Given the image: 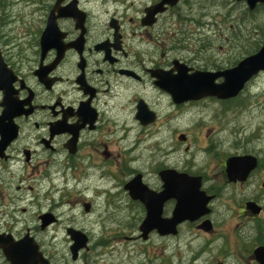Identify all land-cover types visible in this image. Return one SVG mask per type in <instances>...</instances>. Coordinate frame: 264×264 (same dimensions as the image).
Masks as SVG:
<instances>
[{"label":"flooded vegetation","instance_id":"1","mask_svg":"<svg viewBox=\"0 0 264 264\" xmlns=\"http://www.w3.org/2000/svg\"><path fill=\"white\" fill-rule=\"evenodd\" d=\"M160 1H39L37 29L0 37V264H258L264 125L229 122L230 141L221 143L212 135L222 127L210 126L202 139L196 133L243 109V92L264 72L226 100L177 104L164 89L181 73L231 69L264 40L237 53V41L231 47L232 38L219 37L237 58L213 63L205 56L209 23L191 16L198 5L207 17L209 0H179L153 15ZM48 20L54 30L43 51ZM210 104L219 115H193ZM244 157H254L255 168L230 180L227 162ZM194 184L207 213L175 223L178 194ZM228 189L243 200L223 217L216 209L232 200ZM148 217L157 226L146 231Z\"/></svg>","mask_w":264,"mask_h":264},{"label":"rangeland","instance_id":"2","mask_svg":"<svg viewBox=\"0 0 264 264\" xmlns=\"http://www.w3.org/2000/svg\"><path fill=\"white\" fill-rule=\"evenodd\" d=\"M45 3L47 0H0V17H3L0 21V37H16L22 36V29L24 25L29 26V28L39 26V13L36 11L38 9V2ZM203 15L207 14V17H200V7L194 5L192 8V18L194 22L201 23L208 22L209 28L206 29L205 35L210 38L212 53H207L206 58L209 57V60L213 63L223 62L225 64L232 63L237 56L226 51L227 41L219 40L218 38H232L230 46H236L235 41H237L240 50L237 53H245V50L251 48V42H262L264 40V8L258 7L253 12H249L243 1L237 2L236 0H209V2L203 5L202 8ZM23 22V23H22ZM25 23V24H24ZM191 27L188 29L193 32L196 31V26L191 24ZM186 27L185 30H186ZM187 31V30H186ZM189 32V31H188ZM190 44L194 47L197 46L199 42L190 41ZM222 47V50L220 49ZM235 51V49L233 48ZM264 89V76L257 79L252 83L244 92L243 98L245 107L240 111L235 113L231 112L225 115V121H220V123H210L205 124L203 129L200 130V133H196L199 139H202L205 136V133L209 132V127H213L215 130L222 127V130L216 134L212 135L216 140V143H221L224 140L230 141L232 127L235 122H243L244 118H252L251 124L261 122L259 125H264V96L262 92ZM248 107V108H246ZM246 108V109H245ZM198 114V117H203L204 122L207 118L212 117L217 114L216 107L214 104H210L202 109H196L193 113ZM234 117L236 121H234ZM231 122L233 125H228ZM244 126L247 127L246 124ZM264 133V129L260 136ZM259 191H262L259 188ZM263 192V191H262ZM227 195L231 197L232 200L224 198L222 204L216 209V213H223L224 215L237 210V204L240 203V196L236 195V190L228 189L226 191ZM228 197V196H227ZM224 210H223V209ZM226 208V209H225ZM230 208L229 210H227ZM220 218V217H219ZM227 222V219H225ZM231 225L236 223L235 220L228 221Z\"/></svg>","mask_w":264,"mask_h":264},{"label":"water","instance_id":"3","mask_svg":"<svg viewBox=\"0 0 264 264\" xmlns=\"http://www.w3.org/2000/svg\"><path fill=\"white\" fill-rule=\"evenodd\" d=\"M244 1L249 10H253L258 4L264 5V0ZM177 2L178 0H161L160 3L152 7L149 12L154 15V13L162 12L164 10V5L173 7ZM58 13L61 14L59 11ZM63 15L67 14L65 13ZM53 30L54 21L48 20L47 26L40 40L43 51H46L49 48L48 43L50 39L52 40L51 33ZM260 71H264V43L256 54L243 59L238 65L231 69L217 73L196 72L188 76H183L181 73L179 75V80L175 82L172 87H169L168 90H164L171 94L173 101L177 104L189 100H199L205 97L226 100L235 97L244 88L245 84ZM159 79L162 81L161 77ZM217 79H222L223 81L219 84H215ZM139 117H143V115L139 114ZM227 166L226 172L230 180H244L245 175L255 168L256 159L254 157L234 158L227 162ZM198 188L199 184H194L192 188H185L189 191L185 196H181L180 193L178 194L179 217L175 219V223L188 218L194 220L196 215L207 213L205 205L208 200L202 199V196L198 194ZM246 206L247 209L254 214H257L260 211V208L254 203H247ZM145 225L147 228L144 225L142 228L146 231L154 229L157 226V220L153 217H148L145 220ZM262 250L264 249L260 248L255 250L258 264H264V258L260 257L262 256ZM15 252L20 255L19 243L16 244Z\"/></svg>","mask_w":264,"mask_h":264},{"label":"bare ground","instance_id":"4","mask_svg":"<svg viewBox=\"0 0 264 264\" xmlns=\"http://www.w3.org/2000/svg\"><path fill=\"white\" fill-rule=\"evenodd\" d=\"M124 126V124H122ZM136 130V129H135Z\"/></svg>","mask_w":264,"mask_h":264}]
</instances>
